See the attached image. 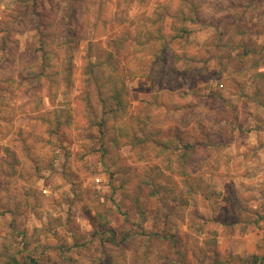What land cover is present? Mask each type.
<instances>
[{"label": "rangeland", "instance_id": "obj_1", "mask_svg": "<svg viewBox=\"0 0 264 264\" xmlns=\"http://www.w3.org/2000/svg\"><path fill=\"white\" fill-rule=\"evenodd\" d=\"M0 264H264V0H0Z\"/></svg>", "mask_w": 264, "mask_h": 264}, {"label": "trees", "instance_id": "obj_2", "mask_svg": "<svg viewBox=\"0 0 264 264\" xmlns=\"http://www.w3.org/2000/svg\"><path fill=\"white\" fill-rule=\"evenodd\" d=\"M255 258H256V257L254 256L253 259H255ZM253 259H252V260H253Z\"/></svg>", "mask_w": 264, "mask_h": 264}]
</instances>
